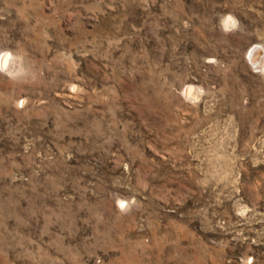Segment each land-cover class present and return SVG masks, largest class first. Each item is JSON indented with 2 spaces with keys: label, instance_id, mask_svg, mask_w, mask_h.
I'll list each match as a JSON object with an SVG mask.
<instances>
[{
  "label": "rangeland",
  "instance_id": "obj_1",
  "mask_svg": "<svg viewBox=\"0 0 264 264\" xmlns=\"http://www.w3.org/2000/svg\"><path fill=\"white\" fill-rule=\"evenodd\" d=\"M1 58L0 264H264V0H0Z\"/></svg>",
  "mask_w": 264,
  "mask_h": 264
},
{
  "label": "bare ground",
  "instance_id": "obj_2",
  "mask_svg": "<svg viewBox=\"0 0 264 264\" xmlns=\"http://www.w3.org/2000/svg\"><path fill=\"white\" fill-rule=\"evenodd\" d=\"M0 62H3V58H1ZM259 67H260V65H259ZM191 92H192V91H191Z\"/></svg>",
  "mask_w": 264,
  "mask_h": 264
}]
</instances>
